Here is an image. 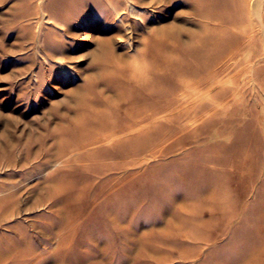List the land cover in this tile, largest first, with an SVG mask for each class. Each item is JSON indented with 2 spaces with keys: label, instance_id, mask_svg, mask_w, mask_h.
<instances>
[{
  "label": "rangeland",
  "instance_id": "rangeland-1",
  "mask_svg": "<svg viewBox=\"0 0 264 264\" xmlns=\"http://www.w3.org/2000/svg\"><path fill=\"white\" fill-rule=\"evenodd\" d=\"M0 264H264V0H0Z\"/></svg>",
  "mask_w": 264,
  "mask_h": 264
},
{
  "label": "bare ground",
  "instance_id": "bare-ground-1",
  "mask_svg": "<svg viewBox=\"0 0 264 264\" xmlns=\"http://www.w3.org/2000/svg\"><path fill=\"white\" fill-rule=\"evenodd\" d=\"M113 10H114V9H113ZM113 10H112V11H113ZM114 12H115V11H114ZM114 12H113V13H114ZM116 32H117V31H116ZM66 33H67V32H66ZM110 35H111V34H110ZM110 35H109V36H110ZM104 38H106V37L104 36ZM108 39H110V38H108ZM114 39H115V38H114ZM105 42H107V41L105 40ZM105 42H104V43H105ZM110 42H112V40H111ZM102 43H103V42H102ZM102 43H101V44H102ZM109 44H110V43H109ZM111 53H112V52H111ZM107 56H110V54L107 55ZM111 56H112V55H111ZM107 58H109V57H107ZM119 58H120V57H119ZM107 60H109V59H107ZM107 60H106V62H107ZM159 61H160V60H159ZM108 62H109V61H108ZM108 62H107V64H108ZM133 64H136V62L133 63ZM108 65H109V64H108ZM113 65H115V64H113ZM110 67H111V66H110ZM206 82H209V79H207ZM192 84H193V83H192ZM188 85H189V84H188ZM190 85H191V84H190ZM167 108H168L167 105H166V106H161V108H160V112L165 111ZM157 112H158V111L156 110V111H154L153 113H157ZM147 117H148V116H142L140 120H146ZM131 123H132V122H131ZM136 123H137V122H134V125H135ZM107 131H108V133H107L106 135H107V136H112V135H115L116 132H118V131H120V130L117 129V128H113V127H112V128H109ZM107 131H106V132H107Z\"/></svg>",
  "mask_w": 264,
  "mask_h": 264
}]
</instances>
